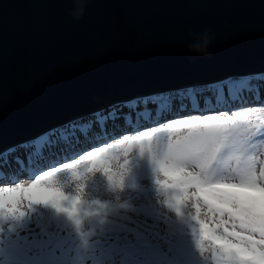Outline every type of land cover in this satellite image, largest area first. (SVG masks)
I'll list each match as a JSON object with an SVG mask.
<instances>
[{
    "label": "water",
    "instance_id": "95a60500",
    "mask_svg": "<svg viewBox=\"0 0 264 264\" xmlns=\"http://www.w3.org/2000/svg\"><path fill=\"white\" fill-rule=\"evenodd\" d=\"M74 7L0 0V153L110 102L264 71V0H84L79 19Z\"/></svg>",
    "mask_w": 264,
    "mask_h": 264
},
{
    "label": "snow or ice",
    "instance_id": "6c2138e0",
    "mask_svg": "<svg viewBox=\"0 0 264 264\" xmlns=\"http://www.w3.org/2000/svg\"><path fill=\"white\" fill-rule=\"evenodd\" d=\"M227 80L232 89L227 96L222 81L215 82L219 87L213 89L218 101L224 103L227 98L246 102V94L258 93L264 87V82L255 86L232 77ZM207 90L208 85L192 86L121 102L133 112L142 103L156 105L158 117L186 111L201 114L171 119L136 135L125 134L118 139L119 149L112 144L96 147L78 159L40 171L26 183L0 186V225L22 220L37 207L48 209L65 217L87 247L88 242L83 239L85 222L99 221L103 225L110 211H114L106 201L88 199V178L94 173H103L113 190L123 192L127 157L131 151H138L150 159L157 176L162 177L155 183L171 196L165 203L177 217L182 216V209L190 203L194 210L191 220L195 224L192 236L201 256L209 252L213 264H264V161L249 154L250 144L257 139L264 140V129L251 136L247 121L241 119L244 113L240 111L203 114L208 105L201 108L199 99ZM244 111L252 113L257 109L249 107ZM150 115V110L145 108L137 120ZM118 119H124L129 125L133 123L114 105L49 129L15 145L14 149L25 150L37 161L61 143L67 144L73 138L78 142L80 136L89 138V133L97 126L106 134L108 121ZM12 151L5 150L0 156L7 159ZM120 152L125 158L120 164L121 170L116 172L114 161H119ZM222 161L224 166H221ZM65 176L75 182L74 191L65 190L68 180L61 183V177ZM118 207L128 208L129 205L124 203Z\"/></svg>",
    "mask_w": 264,
    "mask_h": 264
},
{
    "label": "rangeland",
    "instance_id": "374dc122",
    "mask_svg": "<svg viewBox=\"0 0 264 264\" xmlns=\"http://www.w3.org/2000/svg\"><path fill=\"white\" fill-rule=\"evenodd\" d=\"M228 77H232L234 80H240L237 74ZM227 78H222L225 88L227 87L226 84H228ZM257 78L264 80L262 77ZM215 86V83L208 85L206 92H211ZM131 98L133 97L124 98L121 101H126ZM113 103L110 102L96 109L75 115V117L72 116L73 118L69 119L68 122L76 120L79 116L88 114V112L99 108L105 106L108 108ZM206 104L208 103H204V105ZM240 104L236 103V105L227 106L223 102L219 104L216 101L214 105L209 104L210 107L203 114L212 115L226 110L230 114L231 111H240L244 113L241 119L247 121L250 135L254 137L259 130L264 129V104L255 106ZM249 107H254L257 111L252 113L245 112L244 110ZM142 108L137 107V109ZM129 112L124 114V116L131 118L128 115ZM194 114L201 113L186 111L176 115L144 119L138 122H135V119L131 118L133 123L129 126H124L122 129L110 131L101 137H95L93 140L85 139L82 143L69 147L68 149H61L60 151L54 150L53 153L51 150L49 154L46 153L42 159H39L37 165L31 166L30 168H28L27 164L32 165L34 160L27 163L26 158L28 155L25 150L21 149L20 151H16L12 148V155L4 160V165L6 166L0 168V186H7L14 182L26 183L27 179L34 178L40 171L48 170L51 167H58L62 164L59 162L63 160V163L71 162L72 159H78L84 152L96 147L112 144L119 149L118 139L125 134L130 136L136 135L139 131L146 130L149 127H159L162 123L171 119L185 118L188 115ZM57 125H53L49 129L55 128ZM49 129H46V131ZM44 132L42 131L41 134ZM106 141L107 143H105ZM55 149L58 150V147ZM249 154L255 155L258 160L264 161V140L257 139L254 143L250 144ZM17 157L24 161V164H21L19 167L16 162ZM70 157L74 158L70 159ZM124 158L123 152H120L119 161H114V171L119 172L121 170L120 164L123 163ZM127 159L129 163L124 169L126 177L123 192L119 189L113 190L108 184L107 177L100 172L92 174L87 181L86 193L88 199L106 201L114 209V211H110L106 218L107 222L113 224L114 230H110L107 228L108 226H105L107 224H103L104 230L107 232L98 236H91V233H85L83 239L88 242L87 247H85L81 236L77 234L74 227H71V223L65 217L57 216L51 210L37 207L36 211L30 213L28 217L22 220L8 221L0 225V228L3 229L0 231V264H97V261H100L99 264H119L117 260H111L113 253L119 256L125 255V257H128L130 264H208L207 261L211 259V254L209 255V252H205L201 256L195 247L194 237L192 236V228L195 227V224L191 220V215H194V210L191 208L190 203L182 209V216L177 217L175 212L168 208L165 203L171 196L155 183L157 178L162 179V177L157 176L150 159L146 155L141 156L138 151H131ZM12 160H15V164L13 165H16L17 168H13L14 166L9 168L8 163L10 161L9 164L11 165ZM224 164L225 162L222 161L221 166H224ZM24 168L27 170H24ZM66 180H68V184L65 190L74 191L75 182L69 180L67 176L61 177V183H65ZM124 203H127L129 207H118L119 204ZM164 221L169 223L173 221L176 224L174 226L175 230H171L170 226L166 227L163 224ZM160 222L168 230V241L166 245L168 247L172 246L171 252L167 256H164L163 253L151 255L141 245L130 243L124 237L125 233L123 235L118 234L120 230L127 231L131 228L141 229L143 231L145 227L150 226V223L154 225V223L158 224ZM64 225L67 228H64ZM99 225L101 224L99 223ZM94 229L98 232L103 230L102 226L94 227L92 231ZM153 237L158 238V235L152 237L149 235L148 238L152 239ZM208 255L210 256L209 259H205Z\"/></svg>",
    "mask_w": 264,
    "mask_h": 264
},
{
    "label": "trees",
    "instance_id": "16d2710c",
    "mask_svg": "<svg viewBox=\"0 0 264 264\" xmlns=\"http://www.w3.org/2000/svg\"><path fill=\"white\" fill-rule=\"evenodd\" d=\"M263 73H264V71H263ZM263 73H261V75ZM263 77H264V74H263ZM231 100H232V98H227V102H230ZM220 103H222V102H219V104ZM223 104L225 105L226 103L223 102ZM118 107H120L121 109L122 108H126L125 106H123V104H119ZM176 107L178 108V104L176 105ZM200 107L204 108L205 105H201L200 104ZM208 107H210V106H208ZM189 108H191L190 104H189ZM106 110H108V109H106ZM177 113H180V112H173V114H177ZM169 115H171V114H169ZM140 120H142V118H140L139 121ZM126 124H127L126 121L122 122V123H118V124L112 123L111 124V128L117 129V128L122 127V125H126ZM103 134H105L104 129L99 127V126H97V127H95L93 129V131L91 133H89V138H85L84 136H82V137L80 136L81 138L79 139V141L82 140V139H93V138L98 137V136L100 137ZM76 142H77V140H71L69 143H67V144L61 143L57 147L58 148L60 146L61 147H68L70 145H73ZM55 148H53V149H55ZM26 160H27V162H31L33 160V158H30L28 156L26 158ZM11 165L14 166L12 163H11ZM94 222L92 221V224H90V222H88V221L85 222V224L83 226L85 233H89V234L91 233V236H98V235H100L102 233L107 232L106 230H104V225H99V222H95V224H93ZM105 224H107V225H105V226H108L107 228H109L110 230H112V229L114 230L113 224H110L109 222H106ZM163 224L166 225V227L170 226L171 230H175L174 226H176V224L173 223V221H171V223H169L167 221H164ZM163 224L160 222L158 224L154 223V225H151V223H150L149 224L150 226L145 227V229L143 231L141 229L138 230V229L131 228V229L127 230V231L120 230L121 232L118 231V234H122L123 235L125 233L124 237L127 240H129L130 243H132V244L135 243V244L141 245V247L144 248L145 250L149 251L151 253V255H156L158 253H163L164 256H167V255L170 254L172 246L168 247L166 245V242L168 241V230ZM93 225H94L95 228L102 226L103 230L98 232V231H96V229H94V231H92V228H94ZM65 226L66 225H64V228H67ZM71 227H74V226L72 225ZM68 228H69V226H68ZM92 233H94V234H92ZM149 235H151V237L154 236V235H158V238L153 237L152 239H149L148 238ZM209 255H210V253H209ZM209 255L206 256L205 259H209V257H210ZM111 260L112 261H116L117 260L119 264H130L129 260H128V257H125V255H120L119 256L118 254L116 255V253H113L111 255ZM97 262H98L97 264L100 263V261H97ZM207 263L208 264H213L212 259L208 260Z\"/></svg>",
    "mask_w": 264,
    "mask_h": 264
},
{
    "label": "bare ground",
    "instance_id": "6f19581e",
    "mask_svg": "<svg viewBox=\"0 0 264 264\" xmlns=\"http://www.w3.org/2000/svg\"><path fill=\"white\" fill-rule=\"evenodd\" d=\"M228 76H231V75H228ZM239 77H240V80L249 82V83H251V84H253L255 86H258L262 82H264V80H261V79H258L257 78V77H262L263 78V76H261V74H259L258 72L257 73L253 72V73H248V74H242ZM223 79H225V78H223ZM223 79L222 78H219V79H213L211 81H205V82H201V83L200 82H196V83L184 84V85H179V86H175V87H170V88H164V89L155 90L154 92H158L159 93V92H167V91H174V90L186 89V88H184L185 85L188 86V87H192V86H203V85H210V84L212 85V84H214L217 81H220V80L222 81ZM211 82H214V83H211ZM193 84H195V85H193ZM190 85H192V86H190ZM215 85L216 86L213 89H216V88L219 87L218 84L215 83ZM225 90H226L225 92H227V91H230L232 89H231V87H228V88L226 87ZM245 100H246V102H244V101H237L235 99H232L230 101V103H232V104H234V103H241L240 105H250V106L263 105L264 104V87L260 88V90H259L258 93L257 92H252V93L246 94ZM200 101L203 102V103H208V104L214 105V104H216V101H218V99H217V96H216L215 91L212 90L211 92L204 91L203 94H202V96L199 99V102ZM188 102L191 104L190 101H188ZM156 107H157L156 105L148 104V105L144 106L142 109H136L134 112L133 111H130L128 113V115H130L132 119H135L141 113V111L144 112L145 111V108H147L151 112V115L148 117V118H150V117L155 116L153 114V112H156ZM192 112L195 113L194 111H192ZM71 118H73V117H71ZM71 118H68L66 120H63V121H61V122H59L57 124H60V125L61 124H65ZM118 120H121V119H118ZM135 122H137V121H135ZM108 126L109 125H107L106 128H108ZM21 164H24V161H23V159H20L19 158L17 160L18 167L21 166ZM36 164H37V162L34 165H31V166H35ZM31 166H28V168H30ZM15 167H16V165H15ZM24 170H27V169L24 168ZM22 173H23V171H22Z\"/></svg>",
    "mask_w": 264,
    "mask_h": 264
},
{
    "label": "clouds",
    "instance_id": "9594fccd",
    "mask_svg": "<svg viewBox=\"0 0 264 264\" xmlns=\"http://www.w3.org/2000/svg\"><path fill=\"white\" fill-rule=\"evenodd\" d=\"M75 7L70 11V14L79 19L84 12V0H74ZM214 37L209 31H205L195 37V42L189 47V50L198 55L208 54V47L212 43Z\"/></svg>",
    "mask_w": 264,
    "mask_h": 264
}]
</instances>
